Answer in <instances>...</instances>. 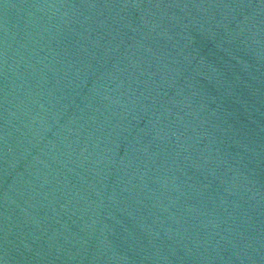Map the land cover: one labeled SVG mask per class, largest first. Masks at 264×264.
I'll return each mask as SVG.
<instances>
[{
  "label": "water",
  "instance_id": "95a60500",
  "mask_svg": "<svg viewBox=\"0 0 264 264\" xmlns=\"http://www.w3.org/2000/svg\"><path fill=\"white\" fill-rule=\"evenodd\" d=\"M0 264H264V0H0Z\"/></svg>",
  "mask_w": 264,
  "mask_h": 264
}]
</instances>
